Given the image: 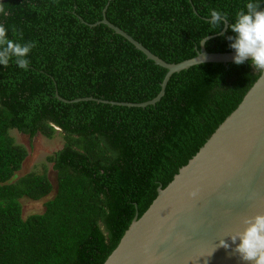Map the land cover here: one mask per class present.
<instances>
[{"label": "trees", "instance_id": "obj_1", "mask_svg": "<svg viewBox=\"0 0 264 264\" xmlns=\"http://www.w3.org/2000/svg\"><path fill=\"white\" fill-rule=\"evenodd\" d=\"M0 2L9 38L36 42L28 71L14 61L0 64V264H102L152 189L160 153L194 107L213 62L173 72L155 103L112 104L152 99L167 69L106 24H92L105 17L177 63L195 56L206 36L207 51L229 47L230 25L249 0ZM213 9L227 14L215 29L208 23ZM84 97L92 99L72 101ZM56 127L64 143L47 157L56 170L55 193L42 212L23 217L20 199L38 200L53 186L45 173L12 181L27 151L9 129L32 138L51 137Z\"/></svg>", "mask_w": 264, "mask_h": 264}, {"label": "water", "instance_id": "obj_2", "mask_svg": "<svg viewBox=\"0 0 264 264\" xmlns=\"http://www.w3.org/2000/svg\"><path fill=\"white\" fill-rule=\"evenodd\" d=\"M100 22L167 69L152 99L108 101L112 104L155 103L173 72L213 62L194 107L182 117L171 146L160 153L152 189L102 264H246L226 236L244 229V217L264 213V74L250 57L234 63L230 46L207 51L204 42L210 36L200 41L195 56L168 63L105 17L92 25ZM81 99L92 97L72 101ZM223 238L229 248L219 246Z\"/></svg>", "mask_w": 264, "mask_h": 264}, {"label": "clouds", "instance_id": "obj_3", "mask_svg": "<svg viewBox=\"0 0 264 264\" xmlns=\"http://www.w3.org/2000/svg\"><path fill=\"white\" fill-rule=\"evenodd\" d=\"M246 9L236 13L235 22L230 25L235 35L228 36L227 39L231 41L230 47L236 52L234 63L243 64L250 57L251 65L264 74V4L260 0H249ZM0 14L5 17L8 15L6 6L2 2H0ZM225 18H227L226 13L221 14L213 9L208 23L215 29L226 24ZM12 33L23 39L22 32H17L15 27L12 28ZM35 47L34 41L21 44L15 39H10L8 28L0 23V64L8 67L10 61H14L19 68L28 71L30 60L27 57ZM191 195L195 196L196 191ZM243 224L245 227L242 231L232 232L226 236L236 245L233 252L246 264H264V213L244 217ZM219 246L230 247L224 238L219 241Z\"/></svg>", "mask_w": 264, "mask_h": 264}, {"label": "rangeland", "instance_id": "obj_4", "mask_svg": "<svg viewBox=\"0 0 264 264\" xmlns=\"http://www.w3.org/2000/svg\"><path fill=\"white\" fill-rule=\"evenodd\" d=\"M9 134L16 144L22 145L27 151L21 168L15 173L12 181L29 172H36L45 173L52 183L53 189L48 195L38 200L27 197L20 199L23 217L32 213H40L44 210V202L55 193L56 170L53 167V163L47 157L62 147L64 143L63 133L59 128H56L51 137L37 133L32 138H29L27 134L19 132L17 129H9Z\"/></svg>", "mask_w": 264, "mask_h": 264}]
</instances>
